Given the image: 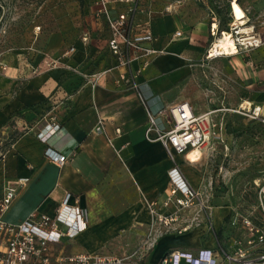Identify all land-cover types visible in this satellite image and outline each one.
I'll use <instances>...</instances> for the list:
<instances>
[{
	"label": "crops",
	"instance_id": "crops-1",
	"mask_svg": "<svg viewBox=\"0 0 264 264\" xmlns=\"http://www.w3.org/2000/svg\"><path fill=\"white\" fill-rule=\"evenodd\" d=\"M107 1L111 16L116 18L122 6L117 0ZM170 3L153 0L151 8L161 12ZM238 3L250 16L249 6ZM189 7L157 14L152 20L151 29L157 37L153 47L165 53L152 56L135 83L155 114L175 104L190 103L187 87L194 63L204 66L212 62L205 58L212 42V17L207 11L194 12ZM96 14L95 0H89L88 27L79 39L64 30L43 36L37 41L38 55L33 63L0 75V201L7 188L18 190L4 220L16 226L34 213L54 218L71 195L70 205L87 213L88 225L74 238L62 239L56 247L58 256L136 254L138 264H160L174 251L196 254L213 249L219 243L216 234L222 232V242L226 232V209L213 212L211 233L203 227L164 235L153 245L146 243L152 223L147 203L165 199L173 163L159 142L147 139L145 107L136 89L126 82L119 84L117 60L108 47V21ZM191 15L200 18L193 20ZM137 19L141 23L146 20L144 15ZM85 32L90 36L88 44L82 42ZM177 32L182 36L173 40ZM71 48L76 49L71 57L62 58ZM230 58L253 82L264 79V45ZM56 59H61L60 66L48 68L47 62ZM136 68L132 66V71ZM96 73L104 74L93 88L81 74ZM191 105L197 115L212 112L218 120L215 110L204 104ZM49 148L67 156L68 162L59 166L49 161L45 157ZM177 159L193 186L191 164L199 159ZM22 179H28L25 186L18 185Z\"/></svg>",
	"mask_w": 264,
	"mask_h": 264
},
{
	"label": "built area",
	"instance_id": "built-area-1",
	"mask_svg": "<svg viewBox=\"0 0 264 264\" xmlns=\"http://www.w3.org/2000/svg\"><path fill=\"white\" fill-rule=\"evenodd\" d=\"M152 1L117 0L116 3L122 6L123 11L113 18L111 9L107 6L108 1L95 0L96 15L108 21L111 34L108 47L117 60L119 84L126 82L138 91L147 113L146 137L150 142H159L173 163L170 172L171 188L165 199L161 203H147L152 218L151 231L146 241L150 245L171 233L184 234L203 227H206V232L208 231L203 219L211 208L206 205L202 194L186 178L177 157H186L189 151L196 148L206 152L210 150L211 143L221 137L212 112L197 115L189 102H182L155 114L139 91L135 83L136 78L149 66V59L152 56L165 53L153 47V43L157 41L151 29L153 18L157 14L175 13L185 5L184 0H173L164 10L155 12L151 8ZM230 4L232 7L231 1ZM244 12L246 19L242 25L248 29L247 32H241L239 27L234 25V19L228 24L227 29H221L218 17L212 13L210 30L212 42L206 52L207 61L228 57L234 52L237 56L264 45L261 34L256 33L255 27L250 25L249 13L246 10ZM140 15L146 18L143 23L137 19ZM181 36L182 33L177 32L172 39ZM225 36L234 41V50L226 52L217 48L216 42ZM89 40V33L85 32L82 42L88 44ZM75 50V48L67 50L62 58H70ZM60 64L61 59L47 62L50 69L57 68ZM134 65H137V68L132 71ZM103 74L81 76L88 85L96 88ZM99 131L101 132V129ZM117 131L121 133L120 130ZM43 140H47V135ZM45 157L59 166H64L68 162L67 156H62L51 148L46 150ZM27 182L28 179H22L18 185L25 186ZM17 192L15 187L7 188L0 201V264H138L134 259L136 254L124 257L99 254L56 255V247L63 238H74L87 229V213L78 206H71V195H68L54 218L34 213L22 224L9 225L4 218L13 205ZM257 209L259 210L257 216L254 214L242 216L236 210H233V213L230 211L223 241L217 243L213 249H201L196 254L174 251L160 264H264V183L260 187Z\"/></svg>",
	"mask_w": 264,
	"mask_h": 264
},
{
	"label": "rangeland",
	"instance_id": "rangeland-1",
	"mask_svg": "<svg viewBox=\"0 0 264 264\" xmlns=\"http://www.w3.org/2000/svg\"><path fill=\"white\" fill-rule=\"evenodd\" d=\"M184 1L194 12L207 11L211 17L214 13L221 29L233 21L231 0ZM240 2L249 6L250 25L264 39V0ZM88 7L89 0H0V75L33 63L38 55L37 41L43 36L64 30L79 39L88 27ZM194 64L187 87L190 103L216 111L221 135L200 162L191 164L193 186L211 208L203 219L211 233L216 209H226L228 214L236 210L242 216L259 214L258 195L264 183V114L255 110L264 106V79L253 82L236 69L230 57L204 66Z\"/></svg>",
	"mask_w": 264,
	"mask_h": 264
},
{
	"label": "bare ground",
	"instance_id": "bare-ground-1",
	"mask_svg": "<svg viewBox=\"0 0 264 264\" xmlns=\"http://www.w3.org/2000/svg\"><path fill=\"white\" fill-rule=\"evenodd\" d=\"M231 2L233 3V6L231 7V14L232 17L234 19L235 24L239 27V29L241 30V32H247L248 29H246L245 27H243L244 25V20L246 19V14L244 12V10H242L240 4L237 2V0H231ZM217 48L221 49L223 51L229 52L235 49V43L232 39H229L228 36H225L224 39L220 38L217 42ZM235 53H232V55H228V57H233L235 56ZM249 107H251V104H248ZM252 108V107H251ZM256 113L258 115L260 114H264V106L260 107V108H256ZM205 151H202L199 148L193 149L191 151H189L185 157V159L189 162H191V160H199V162L202 160L203 156H204ZM191 159V160H189Z\"/></svg>",
	"mask_w": 264,
	"mask_h": 264
},
{
	"label": "trees",
	"instance_id": "trees-1",
	"mask_svg": "<svg viewBox=\"0 0 264 264\" xmlns=\"http://www.w3.org/2000/svg\"><path fill=\"white\" fill-rule=\"evenodd\" d=\"M222 239V232H220L219 234H217V240L220 242Z\"/></svg>",
	"mask_w": 264,
	"mask_h": 264
}]
</instances>
